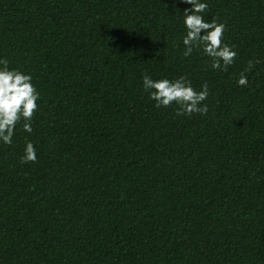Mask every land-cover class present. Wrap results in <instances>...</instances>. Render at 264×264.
<instances>
[{"label":"trees","instance_id":"1","mask_svg":"<svg viewBox=\"0 0 264 264\" xmlns=\"http://www.w3.org/2000/svg\"><path fill=\"white\" fill-rule=\"evenodd\" d=\"M201 2L226 72L184 57L178 0H0V60L39 94L0 141V264H264V0ZM144 75L206 82L207 114L156 108Z\"/></svg>","mask_w":264,"mask_h":264},{"label":"clouds","instance_id":"2","mask_svg":"<svg viewBox=\"0 0 264 264\" xmlns=\"http://www.w3.org/2000/svg\"><path fill=\"white\" fill-rule=\"evenodd\" d=\"M179 3L191 5L181 15L185 35L182 43L185 46L184 57H189L194 49H200L202 53L210 58L211 67L215 70L227 71L234 63L236 52L223 43L225 25L217 23L213 18L207 22L202 15L208 4L201 0H178ZM203 33V34H202ZM8 60H0V141L5 145L12 143V137L16 125L23 121V131L31 133V120L37 111L39 94L36 91L31 75L24 74L19 70H9ZM253 62H248L245 72L251 71ZM247 76L241 73L237 85L247 86ZM142 86L149 94V99L154 101L156 108H168L177 105L176 116H192L193 114L206 115L207 105L203 102L209 95L208 84L201 85V90L196 91L191 81L186 77L170 81L168 79L153 80L144 75ZM37 160L34 145L27 143L20 163H35Z\"/></svg>","mask_w":264,"mask_h":264}]
</instances>
